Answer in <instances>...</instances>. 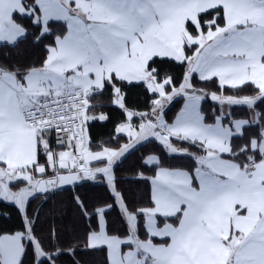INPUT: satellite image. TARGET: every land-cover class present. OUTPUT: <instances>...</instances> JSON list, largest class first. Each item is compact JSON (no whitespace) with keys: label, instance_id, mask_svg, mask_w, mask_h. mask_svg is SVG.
Here are the masks:
<instances>
[{"label":"snow or ice","instance_id":"obj_1","mask_svg":"<svg viewBox=\"0 0 264 264\" xmlns=\"http://www.w3.org/2000/svg\"><path fill=\"white\" fill-rule=\"evenodd\" d=\"M0 264H264V0H0Z\"/></svg>","mask_w":264,"mask_h":264},{"label":"trees","instance_id":"obj_2","mask_svg":"<svg viewBox=\"0 0 264 264\" xmlns=\"http://www.w3.org/2000/svg\"><path fill=\"white\" fill-rule=\"evenodd\" d=\"M179 107H180V104H179L178 102L175 103V104L171 107V109H170V111H169V116H171L172 114H174V113L178 110ZM152 147H153V145H148V148H152ZM148 148H146V149H142V151H147ZM137 155H139V153H138ZM133 159H134V158H133ZM57 199H58V200H59V199H64V197L61 196V197H58ZM41 203H42L41 201L37 200V201H35V203L33 204V207H34V208H38V207L41 205ZM55 203H56V201H51V202H49L48 205L44 208V212H45V213H48V212L50 211V209L52 208V206H53Z\"/></svg>","mask_w":264,"mask_h":264}]
</instances>
